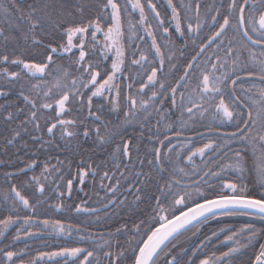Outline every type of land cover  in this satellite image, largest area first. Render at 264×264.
<instances>
[{
    "label": "snow or ice",
    "instance_id": "snow-or-ice-1",
    "mask_svg": "<svg viewBox=\"0 0 264 264\" xmlns=\"http://www.w3.org/2000/svg\"><path fill=\"white\" fill-rule=\"evenodd\" d=\"M168 4L176 21L177 39L184 43L179 65L171 55L165 57L153 33L144 27L149 22L140 0H0V180L8 185V192L0 195L4 205L0 207V237L7 241L9 229L15 227L12 239L18 241L22 226H27V237L46 231L67 237L75 233L80 242L93 246H58L56 251H40L28 264H60L61 260L64 264H101V256L106 264H126L128 260L130 264H235L247 255L244 250L249 247H258V252L253 251L254 259L250 257L247 264H264V87H256L257 81L264 84V0H222L210 8L204 5L208 9L207 32L200 22V3L186 8L193 15L183 25L172 0ZM147 7L157 18V26H163L152 0H147ZM136 10L138 25L152 36L150 48L158 57L152 63L137 46L128 52L130 65H152L146 82L135 79L138 72L132 82L125 79L130 69L125 66L120 44L124 16ZM135 28L129 21V32ZM163 31L167 34L169 29ZM109 53L115 59L105 67ZM253 89L258 93L255 97ZM124 100L128 127L114 133L101 117L105 105L120 111ZM165 101L181 117H187L181 119L179 128L165 126L161 131L152 127L149 117L152 112L159 114L157 106ZM206 114L212 116L211 125L203 123ZM133 121H138L139 127ZM189 121L200 123L205 131L189 129ZM129 127L140 136L128 137ZM185 129L194 136L181 139ZM117 135L123 139L113 150L111 166L80 160L73 174L72 168L55 156L59 151L85 156L89 141L103 147ZM195 137L207 142L196 147ZM138 139L153 145L150 152L144 149L143 158L135 144ZM30 145L34 149L30 160L21 161L20 153ZM37 153L47 162H39ZM194 158L203 167L196 166ZM38 167L42 168L40 175L29 178L36 193V199L30 201L18 190L16 181ZM225 173L235 174V179H227ZM89 178L99 180L104 192L103 198L95 193L98 206L84 192ZM74 183L83 193L79 203L73 200ZM50 192L56 201L48 205L53 211L94 219L82 228L61 219L41 220L37 208ZM129 212L130 222L119 224L121 214ZM232 216L251 220L238 231L221 230L232 242L227 251L214 250L213 238L219 237L216 231L206 235L190 254L183 244L177 245L184 232ZM114 217L119 226L109 224ZM33 226L40 233L32 232ZM92 226L104 228L108 238L98 232L102 241L98 244L87 230ZM111 227L115 234L130 233L136 246L126 241L125 247ZM127 251L133 253L130 258ZM26 255L6 244L0 247V264H25Z\"/></svg>",
    "mask_w": 264,
    "mask_h": 264
},
{
    "label": "rangeland",
    "instance_id": "rangeland-1",
    "mask_svg": "<svg viewBox=\"0 0 264 264\" xmlns=\"http://www.w3.org/2000/svg\"><path fill=\"white\" fill-rule=\"evenodd\" d=\"M142 4H145V15L147 16V20L149 23H146L144 27L148 28L153 35L155 36L156 42L158 45L161 47V51L165 54V57H168L171 55L173 59L176 61L177 65L183 63V59H181V52L180 49L184 48V43H181L180 40L177 39L179 33L175 31V24L176 21L173 19L172 16V11L171 7L168 4V0H152V3L156 5V10L160 12V19L164 21L163 26H157V18L155 17L154 13L150 8L147 7V0H140ZM222 0H219V3H221ZM196 3H203V0H172V5L177 8V6H180V8H177V11L180 12L181 16V24H185L187 22V17L192 16L191 11H186V8H189L193 6ZM185 6L182 8L181 6ZM131 14L135 18L131 19L130 22L132 25H136V28L132 33L129 32L128 25L125 27L123 26V31L124 35L120 39V44L123 47L124 53H125V66L130 69L128 73H125V79L128 80V82H132L131 77L133 76L134 73H139L138 76L135 77L136 80H139L143 78L146 82V76L148 73V68H150L152 65L146 63L143 68L140 66H132L128 63V52L133 49L134 46L139 47L141 51L144 52L149 57V60L152 61V63H155V60L158 59V57H154V48H150V44L152 41V36L147 35L146 32H144L141 27L138 25V20H139V12L138 10L132 11ZM123 24L124 21H123ZM129 24V22H127ZM152 26V27H151ZM167 27L169 29V32L167 34L164 33L163 28ZM205 32L208 31V29L204 30ZM142 37V39H138ZM98 39L103 40L102 35H98ZM127 42L129 43L127 46ZM109 59L108 61H104V66L105 67H110L111 60L115 59V56L112 53H109ZM186 55V53H185ZM96 62H100L99 56L96 59ZM165 66L167 68V59L165 60ZM103 75V72H102ZM168 77V80L171 81L172 77L170 73L166 74ZM138 87V85H135V87ZM121 87H123V84H121ZM249 85L245 84V88H248ZM257 89L259 88L256 85ZM146 92H148V89H145ZM150 95V92H149ZM187 95V93H185ZM253 95L254 97L258 95L256 92V89H253ZM125 104V109L122 111L123 105H121V112L127 111V101H123ZM161 110L156 117V123L154 127H159L161 131L165 130V122L169 119L172 118L177 112L176 109L172 108L170 105H168L167 101L164 102V104L158 105ZM120 111H115L109 108V106L105 105V112L104 114H118ZM157 114V113H156ZM158 122V123H157ZM181 139H183L181 137ZM207 142V140H202V143ZM195 162L199 161L198 158H194ZM186 163V162H185ZM79 190V187H78ZM56 202V201H55ZM54 202V203H55ZM49 208V207H47ZM57 213V212H56ZM251 218L249 217H243V216H232V217H220L215 220H210L211 221H226L232 224L233 227H230L228 229H234V230H239L246 222H249ZM209 222V221H208ZM206 224V223H205ZM205 224L200 225L198 228H192L189 231H186L179 237V240L176 241L177 245L183 244L185 248L190 250L194 246L195 238L203 228ZM2 227V226H0ZM24 228H27V226H22L21 230V239L18 241H14L12 239V236L15 235V227L9 229V232H11V235H8L7 241H3L2 237H0V247H4L6 244L10 246V250H15L19 252H25L27 255L25 256V264H28L29 259L37 256V254L40 251H56L58 249V246H79V247H85V248H91L93 247L90 243H85V242H80L76 234L73 233L72 237H67V236H62L58 233L55 232H43L40 233V229L33 226L30 230L34 233H40L39 236H32V237H27L24 235ZM96 236V235H95ZM42 237V238H41ZM108 238V237H107ZM106 238V239H107ZM123 241L121 243H125L126 241L131 242V234L123 236ZM97 239V238H96ZM137 237L135 238V240ZM100 242V241H97ZM244 241L242 240L241 243ZM264 242V241H261ZM135 242H131V247H133ZM231 241H227V238L224 239L220 243V246L224 247L227 251L228 246L231 245ZM256 242H253V245H255ZM125 247H128V244L125 243ZM247 255L243 256L242 260H238L235 262V264L240 263V261H248L249 257H252L253 251L258 252V247H249L244 250ZM131 254V251L126 252V256L129 257ZM59 259V258H54V260ZM101 259V264H106V261L103 260V257H100ZM254 259V257H253ZM60 264H64V261L61 260ZM68 264H71L69 261Z\"/></svg>",
    "mask_w": 264,
    "mask_h": 264
},
{
    "label": "trees",
    "instance_id": "trees-1",
    "mask_svg": "<svg viewBox=\"0 0 264 264\" xmlns=\"http://www.w3.org/2000/svg\"><path fill=\"white\" fill-rule=\"evenodd\" d=\"M213 4H219V0H203V3L201 4L202 6L200 8V14H201V21L200 22L205 25L204 30L207 29L206 25H207V16H208V9H206L204 7V5H208L210 8ZM177 8L179 9L180 6H177ZM133 18H135L133 16V14L125 15L124 19H123L125 24H123V26L125 25V27H126L128 25L127 22H129ZM149 22H150V19H149ZM128 44L129 43L127 42V46H128ZM64 63L67 64L68 62L65 61ZM69 70L71 71V69H69ZM166 74H167V72H166ZM256 85L259 88L264 87V84H261L259 81L256 82ZM244 87H245V85H244ZM95 104H96V99H94V105ZM122 105H123V107L121 110L124 111V109H125L124 102H122ZM157 116H158V114H156V112H152L150 117H149L150 119H152V127L155 126ZM101 119L104 120L105 123L109 126V130L114 132V133H119V132L123 131L125 127H128L127 123L125 122L123 112H121V111L116 115L104 114V115H102ZM181 119L187 120V117L186 116L181 117L180 113L177 111L176 114L174 116H172L171 119L167 120L164 124H165V126H168V127L179 128ZM203 123L207 124V125H211L212 116L206 114L204 119H203ZM133 125L136 127H139V122L133 121ZM193 127L199 128L201 130V132L205 131V129L201 128L200 123L193 124L191 121H189L188 122V128L190 129ZM102 131H103V128H102ZM127 136L128 137H133V136L139 137L140 133L137 131H134L131 127H129ZM193 136H194L193 132L189 131L188 129H185V131L183 132L182 138H184V137H190L191 138ZM122 139H123V137H120L119 135H117L115 140L112 143L106 144L103 147H100L99 144L93 145L92 142L89 141V144L85 145V148L87 149V155H85V156H76V155H73L71 152L66 153L63 151L56 152L55 156L58 157L61 161H63L64 165L66 167H71L73 174H75L76 165L79 163L80 160H84L86 163L92 164L93 166L100 163L101 161H103L106 164H108L109 166H111V161L113 160V150L116 148V146L119 143H121ZM72 143L76 144L77 141H73ZM193 143L195 144L196 147L202 146V140L199 137H195V139L193 140ZM135 144H136V147L140 148V150H141V158L144 157V149H147L150 152L152 150V147H153V145L147 143L146 140L141 141L138 139L137 141H135ZM33 151H34V149L30 145L28 150L20 153V160L21 161L30 160L31 153ZM37 155L40 156L39 162H47L42 154L37 153ZM48 159H50L53 164L56 163V160L52 159L51 156H49ZM119 162H120L119 158H117V163H119ZM195 165L198 167H203L200 160L196 161ZM20 166L23 167V164L21 163ZM180 167H185V164H180ZM186 170H188V169L186 168ZM41 171H42V168H40V167L36 168L35 170H29L26 176L22 175L21 179L16 181L18 190L21 192L22 195H25L30 201L36 199V193L33 190V187L29 184V178L33 175L39 176ZM112 171L115 172L116 169L112 168ZM120 171H124V168L121 167ZM137 171H139V168H137ZM117 176H119V173H117ZM225 176L227 179H235V174H233V173H225ZM157 179H159L158 176H157ZM249 179H253V177L249 176ZM121 182L124 183L125 181H121ZM162 183L163 182L161 181V184ZM78 187H79V185H76L74 183L73 200L77 203L80 202V197L83 196V193L79 192ZM249 187H252V185L250 184ZM61 190H63V188H61ZM256 190L257 191L259 190L258 183L256 184ZM121 191H123V189ZM7 192H8L7 183L0 180V195L5 194ZM84 192L89 193V195L91 196L90 202L94 203L97 206H98V201L96 200L95 193L99 192V196L101 198H103V196H104V192L99 189V180L93 181V179H91V178L85 180ZM128 199L132 200V197L129 196ZM45 201H47V205H45V203H44ZM54 202H55V199H54L53 194L51 192L48 194V196L42 198V200L40 202L41 206H39L37 208V214L39 215V218L41 220H43V219H52V220L61 219L65 223L71 222L74 224V226L82 228L87 224L89 219H94L92 217L77 215L74 213H68L67 215L61 214L59 212L56 213L55 211H53L48 206V205L54 204ZM3 206H4L3 204H0V207H3ZM47 207H49V208H47ZM141 208L146 209L147 205H141ZM9 214H11V213H9ZM21 215H23V212H21ZM130 215H131L130 212L127 215L121 214V216L118 218L119 224H123L125 221H129ZM0 218H2V215H0ZM33 219L35 220L36 217L34 216ZM109 224L119 226V225H117V218L116 217H114L113 221L109 222ZM230 227H233L232 224L229 222H226V221H218V222H215V221L210 222L209 221V222H207L203 226V228L201 229L199 234L196 236L194 246L189 250V254L191 253V251L193 249L197 248L202 241L205 240L206 235H210L213 231H216L219 233L218 238H215V237L213 238L215 241L214 250H218V252L219 251H226V249L224 247L220 246V243L222 241H224V239H226V233L224 231H221V230L222 229L227 230ZM87 230L89 232H91L94 236L96 235L97 241L102 242L100 240V235H97L98 232L100 234H102L105 239L108 237V234L104 228L98 229L97 227L92 226V227H89ZM110 230L115 234V227H111ZM227 234H230V233H227ZM115 235L120 242L123 241L122 235H120V234H115ZM126 235H129V233L125 232L123 234V236H125V237H126ZM140 239H141V237L137 236V239L135 241L139 242ZM100 242H97V243L99 244ZM135 246H136V244H134L133 247H135ZM204 251H207V250H204ZM132 255H133V253L131 252L129 258ZM201 258H203L202 255H201ZM249 258H248V261H249ZM252 259H253V257H252ZM248 261H240V263H238V264H247ZM126 264H130V260L126 261Z\"/></svg>",
    "mask_w": 264,
    "mask_h": 264
}]
</instances>
